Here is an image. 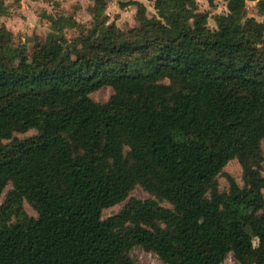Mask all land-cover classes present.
Returning a JSON list of instances; mask_svg holds the SVG:
<instances>
[{
    "label": "trees",
    "instance_id": "1",
    "mask_svg": "<svg viewBox=\"0 0 264 264\" xmlns=\"http://www.w3.org/2000/svg\"><path fill=\"white\" fill-rule=\"evenodd\" d=\"M150 1L156 15L121 31L94 0L70 40L72 16L48 15L30 56L0 23V264H142L135 247L163 264H264V21L246 14L254 0H225L209 31L194 0Z\"/></svg>",
    "mask_w": 264,
    "mask_h": 264
},
{
    "label": "rangeland",
    "instance_id": "2",
    "mask_svg": "<svg viewBox=\"0 0 264 264\" xmlns=\"http://www.w3.org/2000/svg\"><path fill=\"white\" fill-rule=\"evenodd\" d=\"M142 4V7L137 9L135 6H129L125 9H120L118 6V0H106V7L104 13L108 17V23L115 25L119 30L124 31L130 28L136 27L138 22L136 20L137 13H142L147 17L156 15V11L153 8V1L150 0H137ZM6 6V13L0 15V23L6 27L11 33L12 41L14 45H25L27 54L30 56L35 48V42H45L53 35L51 24L46 16L53 15H68L77 22L71 26H67L62 34L68 40L78 36L83 28L88 27L92 21L91 10L94 4V0H3ZM189 5L193 4L199 12H206L208 14L207 27L211 31L215 28V22L213 17L217 14L225 13L226 1L214 0L211 6L207 0H194L188 2ZM264 0H254L246 2V14L247 16L254 17L257 21H264ZM112 94L110 87H103L90 94V97L99 103L106 102ZM36 134L35 130H29L24 133H16L15 137L22 139L30 137ZM262 150L264 152V140L261 141ZM224 173L230 174L235 180L241 184L240 167L236 160L228 162L223 169ZM264 175V168L262 170ZM218 183L221 190H224L227 186L225 177L223 175L218 176ZM10 188L8 185L2 196ZM130 197L145 199L149 195L143 192L138 186L135 187ZM0 199V202H1ZM120 203L113 207L104 209L102 211V218H107L117 213L122 205ZM164 207H170L165 202H159ZM24 211L33 217H36V212L28 204H23ZM131 255L142 264H163L160 259L153 253L145 252L139 247H135L131 251ZM225 264H238L232 257L228 255Z\"/></svg>",
    "mask_w": 264,
    "mask_h": 264
}]
</instances>
